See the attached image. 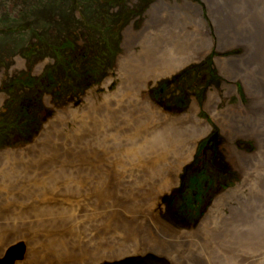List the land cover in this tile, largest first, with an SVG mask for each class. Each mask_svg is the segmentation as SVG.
Wrapping results in <instances>:
<instances>
[{
  "label": "bare ground",
  "instance_id": "6f19581e",
  "mask_svg": "<svg viewBox=\"0 0 264 264\" xmlns=\"http://www.w3.org/2000/svg\"><path fill=\"white\" fill-rule=\"evenodd\" d=\"M119 1L122 3L123 0ZM203 1L216 29L214 45L225 48L241 43L248 54L246 59L241 56L242 70L234 71L231 67L230 60L235 55L217 59L219 68L225 69L227 78H232L234 84L239 81L247 97L264 107V18L259 16L264 0ZM70 2L74 4L73 0ZM79 4L78 8L70 9L69 15L76 20H85L88 13L99 15L87 17L89 21L82 26L92 30L98 38L90 39L91 44L109 45L108 35H99L106 32L102 29L105 23L101 21V14L111 7L101 0H82ZM196 6L189 1L171 6L166 0H157L146 8L139 27L133 25L136 18L121 30L123 51L116 61L115 73L107 75L108 72H103L99 76L98 82L104 78L106 90L98 97L92 96L93 89L85 94L87 102L81 112L88 115L82 122L74 117H78V112L74 115L75 110L71 112L67 108L74 104L69 100L78 85L74 76L81 79L78 75L81 72L83 76L87 75V82H94L88 71L93 68L91 59L80 58L79 62L76 53L81 48V38H77L80 45L59 48L56 41L55 47L42 46L31 52L33 59L27 64L28 68L33 72L40 71L44 74L40 75L45 78L43 82L49 83L47 87L35 84L30 88L33 91L22 94V97L17 95L24 99L23 113L29 112L36 102L37 90L42 93L43 100L51 95L54 103L55 95H59V100L67 102L53 110L54 117L36 131L35 138L32 136L36 132L31 137L17 132L13 138L27 143L8 151L1 150L4 155H12L24 164L22 172L26 184L42 186L41 183L49 181L51 190L34 192L11 183H8L9 189H0V256L15 240L18 246L14 248L20 246L17 249L21 248V252L13 257L19 259L13 264H264V219L260 217L264 215V207L254 217L250 212L239 216L235 211L225 213L226 209L222 208L224 198L231 200L225 202L229 204L238 197H243L239 205H245L248 199V203L255 206L254 202L264 193V147L261 143H257L255 152L261 154L260 161H241L240 154L233 157L242 173L240 180L234 187L219 186L217 196L209 207L203 208L197 219L181 223L179 227L184 229H174L168 224L171 223L169 212L160 219L154 209L160 195L177 182L181 165L194 151L196 139L207 130L201 128L190 136L186 129L193 131L197 128L186 125H195L194 122L199 121L195 113L197 109L192 107L187 112L170 116L153 103L146 92L149 81L168 78L167 75L202 55L213 43L208 42L202 26L203 18L198 15ZM3 7L1 4V9ZM134 15L139 16V13ZM5 17L9 24L3 26L9 31L4 35L14 37L17 33L10 32L11 24L15 23L10 21L13 17L7 14ZM41 28H36L40 31L37 35L24 32L22 43L26 38L27 44L19 45L24 51H30L29 44L34 38L38 42L41 37L48 39L49 30L46 26ZM107 32L118 35L115 31ZM77 33L82 36L83 30ZM115 45L112 43L111 46ZM66 49L70 56L77 58L76 63L65 59ZM57 55L64 58L60 56L58 63H54ZM220 55L223 57V52ZM23 58L27 60L25 55H16L12 60L15 65L24 66ZM47 62L53 68L42 70ZM113 79L118 80L117 86L109 90L108 85ZM4 99L0 94V103ZM7 99L5 103L9 105L11 100ZM216 99V93L209 95L206 103L209 110L213 109L212 102ZM243 111L241 105L233 104L212 114L219 130L226 132L232 126L234 115ZM64 115L75 121L76 128L71 131L73 141L68 145L77 155L50 163L56 167L47 170L41 164V157L31 152L41 153L36 149L43 136L53 131L55 121L64 123ZM10 117L9 125L0 119L1 136L12 137L11 127H17L21 120L17 108ZM187 120L186 124H180ZM58 129L63 132V124ZM125 138L128 145L124 143ZM206 149L207 154L212 153L210 147ZM236 151L239 150L236 148ZM44 178L49 179L44 181ZM63 204L73 206V217L64 214ZM57 205L58 208H53ZM177 219L181 221V217L177 216ZM15 228L20 230L21 236ZM24 246L26 251H22ZM16 250L10 251L9 256H13ZM26 252L27 258H24Z\"/></svg>",
  "mask_w": 264,
  "mask_h": 264
},
{
  "label": "rangeland",
  "instance_id": "374dc122",
  "mask_svg": "<svg viewBox=\"0 0 264 264\" xmlns=\"http://www.w3.org/2000/svg\"><path fill=\"white\" fill-rule=\"evenodd\" d=\"M70 1L72 0H0V15L2 16V18L0 17V78L2 79V83L0 85V94L2 95V98L5 97L3 103H0V119L5 120L4 122L9 125L8 122L12 118L10 116H13V109L16 108L18 114L21 116V120L17 127L14 128L13 126L10 129L12 137L8 135L1 136L0 133V189H9L11 186L8 183H11L17 188L25 187L27 190L34 192L43 189L51 190L50 182L45 181L49 178H44V181L47 184L43 182L41 183L42 186L39 184H26L22 172L24 164L13 158L12 155L7 154L6 156L1 152V150L8 151L9 148L19 147L23 144H26L27 142L22 143L17 138H13L17 136V132H21L27 136V133L32 132V134H34V131H40V129L45 126V123L54 117L52 114L53 110L66 105L64 103L67 102L59 100V95H55V101L57 103H53L51 100V95L49 99L43 100L42 93L40 90H37L35 94L36 98H34V101L36 102L33 103L29 112L23 113L21 107L23 104H25V102L24 99H19L22 97V94L33 91L30 88L35 87V84L42 87H47L49 83H38L37 80L39 77L45 79L44 77L40 76L44 74H41L40 71L33 72L34 70H30L28 68L27 64L33 59L31 52L34 53L36 49H41L42 46L50 47L53 45L55 47L56 43H59V48H62L64 45L65 47H68L71 44L72 46L75 44H81V48H79V50L76 52L77 56L79 57V62L81 59H91L93 68L88 69V71L92 74L93 78L98 76L102 70L104 71L106 65L110 66L107 71V75L110 73L114 74L116 61L119 57V54L123 51L122 43L120 44L122 37L121 30L131 24V22L136 18L138 19L133 21V25L135 27H139L144 17L146 8L157 0H123L122 3H120L119 0H101L102 2H105L109 8L111 7L108 12L105 11L104 14H101V21L102 23H105L102 29H105L106 32L105 34L101 33V35H99L105 37L108 35L106 38L110 40L109 45H104L103 43H90V39L95 40L96 35H94L92 30H89L87 27L82 25L89 21L87 17L93 16L96 18L99 15L88 13L85 15V20L73 19V17L69 15L71 11L70 9L78 8L80 5L79 3L82 0H73L74 4H72ZM126 1L129 2V5L126 4ZM166 1L171 6L178 5L179 3L182 4L184 1L195 3L198 6H196L198 15L202 16L203 18L202 26L206 33V37L208 38V42L216 41V29L203 0ZM1 4H5L3 9H1ZM7 4H13L14 9H16L17 5L22 8L16 13V17L18 19L12 18L10 20H14L13 22H15L11 24L10 30V32L17 33L14 37L4 35V32L9 31V29L4 27L5 25L9 24V19L5 17L6 13L4 11V9L7 8ZM135 12L139 13V16L134 15ZM259 16L264 18V8L259 12ZM2 19L5 20L1 21ZM40 25L46 26V28L49 30V34H47L49 35L48 39H43V37H41V40L38 42V40L34 38L29 44L28 50L30 51H24V49L19 45H26L27 39L24 37L25 41L22 43V35L24 32H34V34L37 35V33H40V31L36 30V28H41ZM82 30L83 33L81 36L80 33L77 32H82ZM108 30L113 32L115 31L118 35H109L107 32ZM77 38H81L80 44L78 43ZM33 41L34 43H32ZM116 42H118L120 45L118 44L116 46ZM112 43L115 45V47L111 46ZM214 43L215 42H213L209 48H205V51L202 55L196 56L171 74L167 75L168 78L160 77L147 83L146 92L149 98L168 115H179L189 111L192 107L195 110L197 109L195 113L199 121L194 122L195 125L193 123H188L186 125L197 128L193 131H191V128L186 129L188 132H190V136L197 134V130L201 128L202 131L204 130L203 128L207 129L206 132L201 135V137L196 139L193 147L195 148L194 151L191 152L189 159L183 165H181L176 179L177 182L169 190L160 195V198L154 207L155 212L160 219H164L166 212L171 214V223L168 222V224L174 229H184L179 227L182 222L191 220L193 218L197 219V217L200 216L199 213H202L203 208L205 206L209 207L211 205L215 196L218 194L216 189L219 186L229 185V188L234 187L237 184V181L240 180L242 173L237 167V162H235V159H233L235 155L240 154L241 157L239 160H245L247 162H250L252 159L257 161L262 159L261 154H255V152L257 143H261L264 147V107L254 103L249 97L245 95L243 86L239 84V81L235 82V90V88L232 86V84H234L232 78H227L225 69L219 68L216 62L217 59L235 55V57H232L233 59L230 60L231 67L234 69V71L242 70L241 56L243 55L242 58L246 59L248 58V54L246 53L245 47L241 43H234L233 45L225 48H218L214 45ZM66 51L67 54L65 59L68 58L71 63H76L77 58L74 57V55L70 56L68 49H66ZM117 51L118 53L116 54ZM222 52L223 57L220 55ZM16 55L26 56L27 60L23 58L24 66L14 64L12 59ZM60 56L63 57V55ZM60 56L57 55L58 59L54 61V63H58ZM10 62L11 64L9 65ZM109 62H111L110 65H108ZM100 63L106 64L103 66L99 65ZM50 65L51 63L47 62L42 70L45 68L52 69L53 67ZM9 66H11V68ZM94 68H96V72L93 71ZM78 75H80L82 78L79 79L78 77L74 76L78 82V85L77 89L75 90V95L69 99L72 104H74L67 108H70L71 112H73L72 109H74V115L75 112H78V117H76V115L74 117L82 122L84 120L83 117L88 115V113L82 115L81 112V108L87 102L84 98L85 94L90 89H93L92 96L96 98L98 95L105 92L106 89L104 87V78L99 82L93 83V85L86 89L87 87L83 86V83L87 79V76H83L84 74L81 72ZM28 77L30 80H32L30 82L32 87L28 86V80L24 81V79H27ZM8 82H10V84H8ZM117 82V79H113L111 83H109L108 89H115ZM3 83L4 87L2 86ZM25 87H28V89H23ZM78 91L80 92L78 93ZM212 93L217 94V99L216 101L212 102L213 109L209 110L206 106V103L209 95ZM10 94L12 95L11 99H9V96H11ZM17 95L21 97L18 98ZM61 97H65L64 92H62ZM30 98L31 97H29L26 102L28 100L30 102ZM6 99L7 101L11 100L9 105L5 103ZM233 104L235 106L241 105L244 108V111L238 112V114L234 115L233 121L231 122V128L226 132H223L222 130H219V125H217L212 113L215 110L221 111L227 105ZM166 106H168L170 109H166ZM62 119L64 120V123H62L60 120L55 121L53 124V131L45 137L43 136L44 139L41 141L42 143H40L39 147L36 149L41 151V153L34 151L31 152L32 155L41 157V164L46 166L45 169L47 170L56 167L50 163L60 161L65 157H76L77 155V153L71 152L72 148L68 145L73 141V135L71 131H74L76 128L75 121H73V119H66L65 115ZM187 122L188 120L186 122H180V124H186ZM62 124L63 132H60L58 128ZM215 132L216 134L214 135V138L217 139V151L215 150L214 154L210 157L207 154L209 151L206 149L205 144L208 143L212 145L214 143L215 140L208 139V137L211 133ZM37 135L38 134L36 132V134L32 137L35 138ZM126 142L128 145L127 138L124 140V143ZM61 144H63V146H60ZM75 148L78 147L75 146ZM236 148L239 150L238 152L236 151ZM89 165L91 164H88V166ZM92 165H94V163H92ZM233 176H235V178L232 179ZM2 181L6 182L7 184L5 185ZM242 198L243 197H238V200H234L233 203L229 204L225 202H230L231 200H226V198H224L222 208L224 207V209H226L225 213L235 211V213L239 216L247 213L249 214L250 212L254 217V214H257V211L264 207V193L257 202H254L255 206H252L251 202L248 203V199H246L245 205H239V201ZM63 205L65 210L64 214L71 216L74 211L73 206H65L66 204ZM73 205L75 206V204ZM58 206L59 205L53 208H58ZM208 207L204 211L203 216L206 214ZM181 210L184 211L181 212ZM187 211H190L191 213H188ZM54 212H57V210ZM27 213L30 215L29 211H27ZM177 216L181 217V221H178ZM71 217H73V215ZM260 217L264 219V215ZM200 219H202V217ZM13 220L21 221L19 219ZM15 230L18 231L19 236L22 235L20 230L17 228H15ZM15 243V240L10 242V246H7L8 248H6L5 252L1 254L0 264L6 263L10 251L16 250L20 247L14 248V246H18V244ZM24 250L26 251L25 246L22 248V251ZM26 256L27 252L24 258H27ZM15 259L18 258H14L11 261V264H13Z\"/></svg>",
  "mask_w": 264,
  "mask_h": 264
},
{
  "label": "trees",
  "instance_id": "16d2710c",
  "mask_svg": "<svg viewBox=\"0 0 264 264\" xmlns=\"http://www.w3.org/2000/svg\"><path fill=\"white\" fill-rule=\"evenodd\" d=\"M66 46H67V45H66ZM105 64H106V63H100L99 65H103V66H104ZM110 64H111V62L108 63V65H110ZM109 68H110V66H107V65H106L104 71L102 70L101 74H99L98 76H95L94 78H92V79L94 80V82H87V79H86V80L84 81V83H83V86L88 87L90 84H93V83L98 82V80H99V76H101L103 72H107ZM93 71L96 72V68H94ZM85 76H87V75H85ZM26 80H28V82H29V83H28V84H29L28 86H31V83H30V82H31L32 80H30L29 77H28L27 79H24V81H26ZM43 81H44V79L41 78V77H39V79L37 80L38 83L41 82L42 84H44L46 81H45V82H43ZM79 92H80V91H78V93H79ZM34 132H35V131H34ZM31 134H32V132H31V133H27V136L31 137ZM32 135H33V134H32ZM200 214H201V213H200ZM174 216H176V215H174Z\"/></svg>",
  "mask_w": 264,
  "mask_h": 264
},
{
  "label": "flooded vegetation",
  "instance_id": "af4514ba",
  "mask_svg": "<svg viewBox=\"0 0 264 264\" xmlns=\"http://www.w3.org/2000/svg\"><path fill=\"white\" fill-rule=\"evenodd\" d=\"M3 6L5 5V4H2ZM7 11H5V13L7 14V15H10V16H12L13 18H15V19H18L16 16V13L18 12V10H21L22 8L21 7H19L18 5H17V7H16V9H14L13 8V4H7ZM217 139L215 138V141H216Z\"/></svg>",
  "mask_w": 264,
  "mask_h": 264
},
{
  "label": "water",
  "instance_id": "95a60500",
  "mask_svg": "<svg viewBox=\"0 0 264 264\" xmlns=\"http://www.w3.org/2000/svg\"><path fill=\"white\" fill-rule=\"evenodd\" d=\"M20 252H21V248H20V249H17V250L14 252L13 256L10 255V256L8 257V260L6 261L5 264H11V261L14 259L13 257L18 256V255L20 254Z\"/></svg>",
  "mask_w": 264,
  "mask_h": 264
}]
</instances>
